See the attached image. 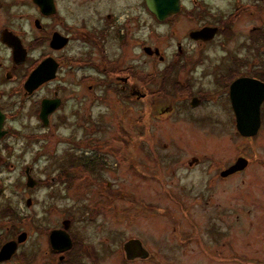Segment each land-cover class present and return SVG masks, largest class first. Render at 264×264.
Returning a JSON list of instances; mask_svg holds the SVG:
<instances>
[{
    "label": "flooded vegetation",
    "instance_id": "flooded-vegetation-1",
    "mask_svg": "<svg viewBox=\"0 0 264 264\" xmlns=\"http://www.w3.org/2000/svg\"><path fill=\"white\" fill-rule=\"evenodd\" d=\"M222 1L230 2V0ZM178 2L179 11L176 14L159 20L149 10L146 0H0V114L3 116L0 144L12 138L22 139L23 147L16 159L29 157L14 181L19 185L23 180L24 190H21L23 194L20 202L24 203V207L18 206L17 203H8L6 208L10 207L11 210H5L12 220V215L18 216V208L22 209V222L29 223L33 220V216L29 217L25 209L37 203L39 210L35 217L38 234L35 240L31 238L29 232L22 229L19 231L13 227V223H7L8 231L0 233V264H109L112 260L114 264H188L189 261H197L196 264H199L204 257L212 260L213 264H220L219 262L226 259L232 263L235 261L234 245L231 242H224L223 234L218 228L219 224L214 222V235L209 237L206 233L208 239H203L199 233L187 234V232L175 238L174 235L177 234L173 231L178 227V222L174 223V228L168 226V232L163 239L149 240L147 244L142 243L140 236L143 234L138 231L134 235H128L122 228L115 230L106 228L101 220L104 205L95 203L102 201L104 204L106 200L104 197L111 200L115 198L113 193L117 190L110 195L107 182H105L107 185L105 190H96L92 193L93 189L90 188L85 191L82 197L86 200V207L79 209L75 206H59L60 201L76 197L77 193L71 192L72 183L85 181L102 183L106 179V173L119 174L121 171L123 161L121 159L119 163L116 157L120 151H123L121 149L123 144L114 142L108 145L102 140L101 135L110 130L111 123L104 122L103 118L99 119L105 117L102 113H97L96 117H93L90 103L91 101L109 102V99L123 102L122 99L135 101L145 98V94L140 93L137 84L139 74L136 72L138 71L136 61L132 59L130 64L123 65L122 58L124 53L139 49L141 29L142 32L150 34L155 24L169 25L179 16L186 20L190 19L189 22L192 24L190 29L183 20L180 21L183 23V34H186L185 39L189 43L198 47L199 52L214 43L225 48L230 37L237 34V29L235 31L234 27L236 18H233V15L241 14L240 12L237 14L239 11L236 12L237 8L223 11L219 7H214L211 0H178ZM187 3L188 7H186ZM248 35L249 40L255 44L253 47L257 52L258 48L264 45V29L253 27L248 31ZM76 43H81L83 47L79 49L80 52L71 53L70 49ZM251 46L249 45L248 48L250 49ZM186 47L188 45L178 44L177 57L187 54ZM141 49L149 59H155L163 66L160 75L162 83L171 71L176 68L185 69V62L181 65H178L177 61L165 62L164 56L157 48L152 49L142 44ZM48 60L49 64L41 66ZM235 62L237 63L230 65L220 63L219 73L212 78V81L214 80L215 85L218 84V92L222 90L223 95L220 98L225 99L229 104L228 126H231L234 135L242 137L236 127L230 87L236 80L243 78L264 83V64L250 70L247 69L246 62L241 63L240 59H235ZM81 69H91L95 76L89 74L83 80L80 78L75 80L74 72ZM47 77L50 78L43 81ZM152 80L153 78L149 79V83ZM74 83H78L77 86H81L87 94L83 98V110L65 109L67 102L64 94L67 86ZM159 91L161 96L163 91ZM40 92L42 95L34 100L33 106V113L39 125L34 129L9 126L8 121L12 114L8 110V103L20 100L23 104L24 101L37 97ZM149 97L153 98V95L150 94ZM165 98L159 101L166 103ZM193 99L196 100L197 106L203 102L202 96H189V107ZM44 101L48 103L45 106L47 110L52 108L46 117V122L40 117ZM263 106L264 101L259 109L260 125L256 135L262 128ZM70 117L73 118L71 128L80 131L81 136L76 138L77 140L69 136L63 139L64 142L54 144L50 149L52 157L43 161L47 149L44 140L48 138V134L45 133L50 131L54 138L59 140L57 136L59 130L65 127L63 125H67V119ZM117 129L121 132V128L117 127ZM92 133L99 135L94 141L91 138ZM253 137L242 138L251 140ZM4 146L3 152H6L9 158L13 157V152L9 150L10 146ZM113 147L117 148L118 152ZM3 157L0 155L2 166L6 163ZM114 158L117 162H113ZM240 158L245 159L238 157L235 162ZM245 160L247 165L244 169L228 175H226L227 170L235 162H227L226 166L218 170L219 178L224 180L243 173L249 164L248 160ZM106 161H110V165H106ZM196 162L197 159L193 158L189 166ZM127 167L130 168L128 164ZM14 168L13 165H9V170ZM48 171L51 175L47 178L44 174ZM27 177H30V187ZM45 182L49 184L48 194L40 196L35 202L34 194ZM115 208L117 213L123 210L122 207ZM76 210H79V214H84L83 226L76 225L74 217ZM147 211L154 214L155 208H147ZM58 214H62L61 217H58L54 224L51 223L52 216ZM228 216L231 221L230 214ZM182 236L185 238L181 240ZM261 236L256 245L259 244L261 252L259 264H264V231ZM182 244L185 250L176 260L175 253L178 254L180 251L178 245L182 246ZM7 245L11 246L6 249L4 255L2 251ZM188 251L190 252L187 253ZM195 252L197 254H194ZM225 252L228 254L225 255ZM240 261L245 264L249 262L245 259Z\"/></svg>",
    "mask_w": 264,
    "mask_h": 264
},
{
    "label": "rangeland",
    "instance_id": "rangeland-1",
    "mask_svg": "<svg viewBox=\"0 0 264 264\" xmlns=\"http://www.w3.org/2000/svg\"><path fill=\"white\" fill-rule=\"evenodd\" d=\"M211 3L223 11L237 8L236 12L239 10L237 14L241 13L238 16L233 15V18H236L234 27L237 34L230 37L225 48L214 43L199 52L195 44L185 39L183 23L180 21L183 20L189 29L192 28V24L189 22L190 19L186 20L182 16L169 25L155 24L150 34L142 32L141 29L139 49L124 53L122 58L123 65L130 64L132 59L136 61V67L138 66L136 72L139 74L137 84L145 98L135 101L122 99L123 102L109 99V102L90 103L93 117H96L97 113H102L105 117L99 119L103 118L104 122L111 123L110 130L101 135L102 140L108 145L114 142L123 144L121 147L123 151L116 157L119 163L121 159L123 161L121 171L119 174L106 173V179L102 183L101 181L72 183L71 192L75 191L76 197L60 201L59 206L84 208L87 206L86 200L82 197L85 191L90 188L93 189L92 193L96 190H105L107 182L110 195L117 190L113 193L115 198L111 200L104 197L106 199L104 204L102 201L95 203L104 205L101 220L106 228L113 230L122 228L128 235H134L138 231L144 235L140 236L142 243L147 244L149 240L163 239L168 232V226L174 228V223L178 222V227L173 231L177 234L174 235L175 238L187 232L199 233L203 239H208L206 233L209 237L214 235V222L219 224L218 228L223 234L224 242H231L236 251L233 263L226 259L219 262L220 264H245L240 259L248 260L247 264H259L261 252L256 242L262 238L261 233L264 231V117L261 131L251 140L234 135L231 126H228L229 104L220 98L223 95L222 90L218 92V84L215 85L212 78L219 73L220 63L230 65L237 63L235 59H240L241 63L244 61L248 64L247 69L250 70L264 64V45L256 52L253 47L255 44L249 40L248 35V31L253 27L264 29V0L230 2L211 0ZM188 6L187 3L186 7ZM142 44L152 49L157 48L164 56L165 62L177 61L178 65L185 62V69L176 68L171 71L162 83L160 75L163 66L142 52ZM178 44L188 45L187 54L177 57ZM249 45H252L250 49ZM82 47L81 43H76L70 51L78 53ZM89 74L95 76L93 70L81 69L74 72L73 78L83 80ZM152 78V82L149 83V79ZM77 84L67 86L64 94L67 102L65 109L83 110V98L87 94ZM159 90L163 91L161 96ZM150 94L153 98L149 97ZM40 95L42 92L37 97L24 101L23 104L20 100L9 102L8 110L12 115L8 125L12 128L33 129L38 126L33 106L34 100ZM189 96H202L203 102L198 106L189 107ZM163 97H166L164 100L166 103L159 101ZM81 113L84 114L82 111ZM67 121V125H63L65 127L59 130L57 135L59 140L54 138L50 131L45 133L48 134V138L44 140L47 149L43 161L52 157L50 149L54 144L64 142L63 139L69 136L75 140L81 136L80 131L71 128L73 118L70 117ZM117 127L121 128V132ZM94 134H91L93 141L95 137H99ZM21 140L12 138L0 144V155L4 156L6 162L5 165H0V233L8 231L7 223L11 222L14 228L29 232L31 238L35 240L38 238L35 220L39 211L37 203L25 209L29 217L33 216L30 223L22 222V209L19 208L18 216L12 215V220L7 216L10 209L6 208L8 203H17L18 206L24 207V203L20 202L23 194L21 190H24L23 180L19 185L14 182L23 170L24 162L29 160V157L16 159L23 147ZM4 145L10 146L9 150L13 152V157L9 158L7 153L3 152ZM113 149L118 152L117 148ZM238 157L248 160V168L241 174L220 179L218 170L226 166L227 162H235ZM193 158L197 159V162L189 166ZM106 162V165L111 163ZM113 162H117L115 158ZM9 165H13L14 170H9ZM45 175L48 178L51 172L48 171ZM99 183L101 185H98ZM48 190L49 184L45 182L35 192V202L40 196H46ZM116 206L122 207L123 210L117 213ZM151 207L155 208L154 214L147 211V208ZM61 215H53L51 223L54 224ZM74 217L78 227L85 224L84 214H79V210L75 211ZM184 238L185 236H182L181 240ZM178 247L180 251L178 254L175 253L176 260L185 250L183 244ZM227 254L225 252V255ZM196 263L197 261H189L188 264ZM109 264H114V261H110ZM199 264H213V261L204 257Z\"/></svg>",
    "mask_w": 264,
    "mask_h": 264
},
{
    "label": "water",
    "instance_id": "water-1",
    "mask_svg": "<svg viewBox=\"0 0 264 264\" xmlns=\"http://www.w3.org/2000/svg\"><path fill=\"white\" fill-rule=\"evenodd\" d=\"M146 4L149 10L155 14L159 20H164L166 17L172 16L179 11L178 0H146ZM48 62L49 60L41 66L44 67V65L49 64ZM49 78L50 77L44 78L43 81ZM40 81H42V79ZM29 82L30 81H28L27 84H29ZM230 98L236 117V127L238 132L242 137L246 138L255 136L260 125L259 109L261 103L264 101V83L248 78L238 79L230 87ZM47 104L46 101L42 103L40 114V117L44 122H46V117L52 111V108H48L49 110L45 108ZM190 105L192 107L195 106L196 100L193 99L192 102H190ZM2 119L3 116L0 114V128L2 125ZM246 165L247 161L240 158L227 170L226 175L242 170ZM27 183H29L30 187V177H27ZM9 246L11 245L4 247L2 254L6 255V249Z\"/></svg>",
    "mask_w": 264,
    "mask_h": 264
}]
</instances>
